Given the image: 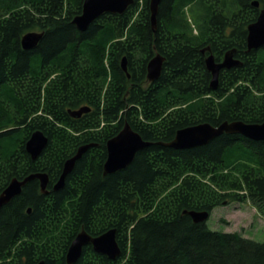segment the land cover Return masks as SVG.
<instances>
[{
    "label": "trees",
    "instance_id": "trees-1",
    "mask_svg": "<svg viewBox=\"0 0 264 264\" xmlns=\"http://www.w3.org/2000/svg\"><path fill=\"white\" fill-rule=\"evenodd\" d=\"M83 5L0 0V194L15 177L49 178L47 192L33 179L0 208V264H69L83 229L113 228L119 257L89 244L73 264H264V242L185 213L249 202L264 215V140L223 133L202 146L164 145L203 122L264 121V45L247 42L264 0H161L155 27L150 0H134L80 30L73 20ZM29 31L43 37L25 49ZM231 50L241 65L222 69L213 89L206 57L219 62ZM158 53L162 73L150 81ZM126 123L151 144L105 174L107 142ZM37 130L48 143L34 160L26 145ZM83 145L91 146L56 190Z\"/></svg>",
    "mask_w": 264,
    "mask_h": 264
},
{
    "label": "water",
    "instance_id": "water-1",
    "mask_svg": "<svg viewBox=\"0 0 264 264\" xmlns=\"http://www.w3.org/2000/svg\"><path fill=\"white\" fill-rule=\"evenodd\" d=\"M160 2L161 0H150L154 27ZM133 3L134 0H84L83 11L74 18L73 22L80 30H86L96 18L104 13H123ZM254 4L259 6L257 1ZM42 37L43 32L29 31L22 36L21 42L25 49H29L37 46ZM247 42L249 50L257 49L264 45V8L260 10L257 20L248 26ZM234 52V50L227 52L220 62L216 61L213 54H209L206 57L207 68L212 73L211 88H217L219 74L222 69L241 65V62L234 57ZM164 61L165 57L159 53L150 60L148 64V79L150 81L157 80L161 76ZM122 66L126 70V58H123ZM85 111L86 108L81 107L72 111L71 114L80 116ZM223 133H239L255 140H264V121L256 123L242 120L224 121L217 126L209 122H203L179 129L174 139L164 145L177 149L202 146ZM47 143L48 137L42 131L37 130L28 140L26 149L35 160ZM150 144L151 142L143 139L129 123H126L122 130L107 142L108 155L104 164V173H113L127 167L134 160L137 152ZM90 146H81L76 154L66 161L60 180L55 185L56 190L64 186L67 175L74 169L77 160L82 157ZM36 178L41 181L42 191L47 192L46 188L49 179L47 173H32L23 179L15 177L0 194V208L20 194L29 181ZM185 213H189L195 222H205L210 216L208 211L185 210ZM89 244L93 246L94 250L107 255L111 259H116L122 252L117 240L116 229H110L98 236H92L83 229L73 240L68 250V263L73 264L76 262L82 255L83 248ZM38 264H43V261Z\"/></svg>",
    "mask_w": 264,
    "mask_h": 264
},
{
    "label": "rangeland",
    "instance_id": "rangeland-1",
    "mask_svg": "<svg viewBox=\"0 0 264 264\" xmlns=\"http://www.w3.org/2000/svg\"><path fill=\"white\" fill-rule=\"evenodd\" d=\"M213 230L238 231L264 242V215L249 202H233L214 208L207 222Z\"/></svg>",
    "mask_w": 264,
    "mask_h": 264
}]
</instances>
